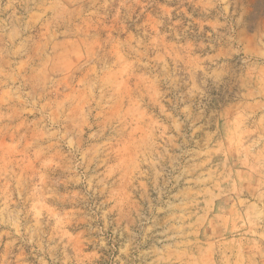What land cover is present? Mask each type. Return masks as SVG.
<instances>
[{"label": "rangeland", "instance_id": "374dc122", "mask_svg": "<svg viewBox=\"0 0 264 264\" xmlns=\"http://www.w3.org/2000/svg\"><path fill=\"white\" fill-rule=\"evenodd\" d=\"M0 264H264V0H0Z\"/></svg>", "mask_w": 264, "mask_h": 264}]
</instances>
